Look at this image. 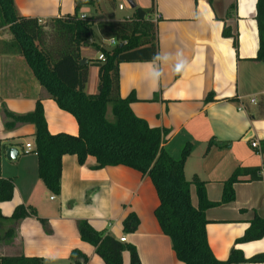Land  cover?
I'll return each instance as SVG.
<instances>
[{
  "label": "crops",
  "instance_id": "obj_1",
  "mask_svg": "<svg viewBox=\"0 0 264 264\" xmlns=\"http://www.w3.org/2000/svg\"><path fill=\"white\" fill-rule=\"evenodd\" d=\"M14 2L21 16L37 18L42 23L75 10L74 0ZM134 3L133 15L123 19L133 18L137 7L152 8L159 59L121 63L120 95L134 93V114L151 127L171 131L163 146L173 158L179 159L183 148L190 145L186 178L204 181L208 199L220 202L225 182L237 169L261 168L264 164V153L252 146L254 141L261 146L264 141V62L254 60L259 49L257 0ZM81 13H86L85 7ZM225 28L236 34L238 48L233 37L223 35ZM96 29L94 25L93 31ZM93 35L96 41L94 32ZM10 41V32L0 29V177L11 178L15 185L14 198L0 202V210L10 217L15 207L23 204L33 207L47 223L35 216L24 218L15 238L0 241V256L23 253L43 258L44 264H105L95 248L81 240L78 222L86 220L100 232L117 239L126 237L127 243L136 246L142 264H184L177 259L170 237L155 217L159 198L147 175L122 165L97 169L93 156L80 165L76 156L65 155L60 194H53L45 186L38 175L37 155L25 151L26 143L34 144L35 126L26 124L7 130L2 103L10 111L24 114L33 111L41 99L50 133L77 135L79 127L75 117L62 110L39 84L26 60L18 52L7 50L4 43ZM90 47H82L86 59H92L87 54ZM98 82L99 68L90 67L86 92L95 94ZM210 93L213 100L206 101ZM241 105L243 110L239 109ZM6 146L18 148L16 160L7 159ZM248 178L241 176L242 180ZM234 192L233 201L206 212L210 220L208 242L220 260L227 259L233 247L245 257L264 253V238L236 243L256 215L264 219V178L237 182ZM191 198L197 206L194 184ZM130 213L138 216L139 226L133 234H125L123 221ZM7 227L8 224L3 229ZM74 251L85 255L87 262L81 258L72 260ZM122 258L123 264L130 263L129 252L125 251Z\"/></svg>",
  "mask_w": 264,
  "mask_h": 264
},
{
  "label": "trees",
  "instance_id": "obj_2",
  "mask_svg": "<svg viewBox=\"0 0 264 264\" xmlns=\"http://www.w3.org/2000/svg\"><path fill=\"white\" fill-rule=\"evenodd\" d=\"M75 10L52 23H42L37 18L21 16L14 0H0V29L11 34L8 48L18 52L29 65L39 84L58 106L72 114L77 120V135L68 133L52 134L48 130L47 119L41 99L35 109L24 114L10 111L2 103V117L7 130L18 126H35L34 146L38 159V175L45 186L55 195L61 192L62 158L74 155L80 165L89 156L96 159V168L126 166L147 175L152 181L159 198L155 217L167 236L170 237L178 260L184 264H237L262 263L264 253L245 257L241 250L233 247L225 260H220L208 242L206 212L212 207L234 200V184L240 181H255L264 178L261 168L237 169L225 182L222 200L212 202L208 199L205 182L195 177L189 181L185 175L186 161L190 155V145L183 148L179 159L173 158L165 149L164 142L171 131L166 128L151 127L148 122L134 114L131 103L136 96L120 95V64L124 62H155L159 59L158 33L156 22L152 19V8L137 7L131 19L98 23V30L115 38L117 44L107 48L102 42L94 40L93 20L81 19V9L93 5L95 0H74ZM110 4L114 0H108ZM257 26L259 49L255 61L264 62V0H257ZM225 37L238 39L229 28L223 30ZM93 46L103 53L105 60L86 59L82 47ZM82 59L87 62L81 65ZM99 67L98 89L95 94L86 92L89 64ZM213 100L210 93L206 101ZM111 107L113 118L108 117ZM5 148V147H4ZM261 151L264 153V141ZM248 175L247 180L241 176ZM191 184L196 186L198 205L191 198ZM15 185L11 178L0 177V202L14 198ZM35 216L43 224L45 218L37 215L33 207L19 204L13 214L6 217L0 210V241H10L16 237L20 222ZM8 224L6 229L4 225ZM139 226V218L130 213L123 221V232L133 234ZM81 240L92 245L96 254L105 264H123V253L130 254L129 264H142L135 245L122 242L109 233L95 229L88 221L78 222ZM264 238V219L255 216L236 243H247ZM87 257L74 251L71 259ZM0 264H44L41 257H28L23 253L0 256Z\"/></svg>",
  "mask_w": 264,
  "mask_h": 264
},
{
  "label": "rangeland",
  "instance_id": "obj_3",
  "mask_svg": "<svg viewBox=\"0 0 264 264\" xmlns=\"http://www.w3.org/2000/svg\"><path fill=\"white\" fill-rule=\"evenodd\" d=\"M133 2H136V0H133ZM120 5H123L124 9H122V10L119 9ZM85 12H86L85 14H87V15L90 14V16L96 17V19H94L93 17H90V18H92V20H93L92 23L95 26H97L96 23H99V22L100 23H104L108 19H113L114 18L115 20L118 21V20L123 19L125 17L130 18L133 15V8L129 5L128 0H114L113 4H110V2L108 0H95L93 5L85 6ZM43 23H52V24L49 25V27L46 28L47 33H51L50 31L53 28V22L47 21V22H43ZM94 33L96 34V37H95L96 42L100 43L101 40L103 39L102 43L105 45V47H107V48H112L113 47L108 42V39L111 38L110 36L102 35L99 32L98 28L96 30H94ZM87 54L92 59H95L96 57L99 56L98 50L95 47H93V46L90 47V49L87 51ZM95 66H94L93 62H90L89 69H90V67H91V69H94ZM108 117L110 119L113 118L110 106L108 108Z\"/></svg>",
  "mask_w": 264,
  "mask_h": 264
},
{
  "label": "built area",
  "instance_id": "obj_4",
  "mask_svg": "<svg viewBox=\"0 0 264 264\" xmlns=\"http://www.w3.org/2000/svg\"><path fill=\"white\" fill-rule=\"evenodd\" d=\"M119 9H124V6H123V5H120V6H119ZM87 17H88L87 15H85V14H81V19H86ZM108 42H109V44H111L112 46H115V45L117 44V41H116L115 38H109V39H108ZM98 58H99L100 60H105V57H104V54H103V53H99ZM255 100H256L255 98H252V99H251L252 102H255ZM243 108H244V107H243L242 105L239 107L240 110H243ZM252 146H253L254 148H257V149L261 152V145H260V143H259L258 141H254V142H252ZM25 151H26L27 153H29V152H35V146H34V144H33V143H26V145H25ZM261 174L264 175V164H262V166H261ZM120 240H121L122 242H126L127 238H126V237H121Z\"/></svg>",
  "mask_w": 264,
  "mask_h": 264
},
{
  "label": "water",
  "instance_id": "obj_5",
  "mask_svg": "<svg viewBox=\"0 0 264 264\" xmlns=\"http://www.w3.org/2000/svg\"><path fill=\"white\" fill-rule=\"evenodd\" d=\"M128 2H129V5L132 8L136 7L135 3L132 0H128ZM86 62H87L86 59H82L81 65H84ZM4 151H5V154H6V157H7L8 160H16L18 158L19 150H18L17 147H15V146H6L4 148Z\"/></svg>",
  "mask_w": 264,
  "mask_h": 264
}]
</instances>
